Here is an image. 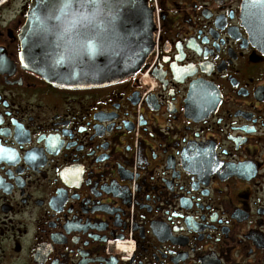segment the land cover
<instances>
[{
    "label": "flooded vegetation",
    "instance_id": "obj_1",
    "mask_svg": "<svg viewBox=\"0 0 264 264\" xmlns=\"http://www.w3.org/2000/svg\"><path fill=\"white\" fill-rule=\"evenodd\" d=\"M0 0V264H264V50L246 0H148L155 50L118 84L22 63Z\"/></svg>",
    "mask_w": 264,
    "mask_h": 264
},
{
    "label": "water",
    "instance_id": "obj_2",
    "mask_svg": "<svg viewBox=\"0 0 264 264\" xmlns=\"http://www.w3.org/2000/svg\"><path fill=\"white\" fill-rule=\"evenodd\" d=\"M243 15L264 50V0H246ZM155 32L148 0H32L22 63L56 87H107L144 69Z\"/></svg>",
    "mask_w": 264,
    "mask_h": 264
}]
</instances>
